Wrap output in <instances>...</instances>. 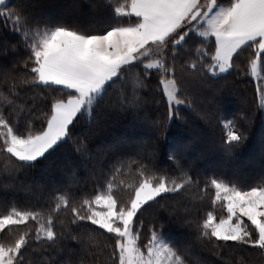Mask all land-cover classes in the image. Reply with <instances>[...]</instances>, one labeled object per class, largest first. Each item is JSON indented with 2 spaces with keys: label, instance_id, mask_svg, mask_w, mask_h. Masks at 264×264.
I'll return each instance as SVG.
<instances>
[{
  "label": "snow or ice",
  "instance_id": "snow-or-ice-1",
  "mask_svg": "<svg viewBox=\"0 0 264 264\" xmlns=\"http://www.w3.org/2000/svg\"><path fill=\"white\" fill-rule=\"evenodd\" d=\"M86 3V13L69 3L56 16L35 0H0V24L16 38L0 31V264H73L70 241L79 264L264 258V132L254 177L200 162L232 161L264 111V0ZM241 84L253 86L251 99L240 92L232 118L220 117ZM188 110L224 134L209 141L185 123L187 135L169 144ZM125 117L137 138L94 143ZM60 157L66 179H32Z\"/></svg>",
  "mask_w": 264,
  "mask_h": 264
},
{
  "label": "trees",
  "instance_id": "trees-1",
  "mask_svg": "<svg viewBox=\"0 0 264 264\" xmlns=\"http://www.w3.org/2000/svg\"><path fill=\"white\" fill-rule=\"evenodd\" d=\"M9 7H14L16 4L19 3V0H8ZM35 3L39 7H44L46 9H49L50 7L57 6V5H65L69 3H77L81 6V9L86 13L88 11V5L86 3V0H59V1H52V0H35ZM37 10V9H36ZM38 12V11H37ZM62 13L57 12L55 15L58 16ZM0 31L5 32L10 39L13 40V43H15V36L9 29L5 28L3 24H0ZM2 60V58H0ZM223 83V82H221ZM252 85L251 84H241L237 87L234 94L228 99L225 100L223 108L219 112L220 117H228L229 119L232 118V114L236 112L237 108L239 107L238 104V97L240 92L246 91L249 99H251L252 96ZM193 92H195L196 85H192ZM202 107V106H201ZM251 108L252 106L249 105ZM159 115H163V108L161 106V111ZM185 115V121H178L176 125H172L168 129V136L169 140L168 143L171 144L173 140L177 137H183L187 135L183 131V128L185 127V123L187 124V127L194 130V131H200L202 128L205 129V136L209 141H218L219 138L224 134L222 126L218 124H213V126L208 127L204 124L203 120L200 119V117L197 115L196 112L192 110H188L184 113ZM264 132V111H256L254 115V122L249 129L248 132V140L247 142L242 145L238 150L236 157L230 161L225 162L220 160L219 157H210L208 159L202 158L201 163L207 164L209 160L211 163L220 168L221 170H226L228 172H231L233 168L238 169L242 174L247 175L249 178L254 177L259 171H260V139L261 134ZM140 130L136 127H134L131 123L130 117L121 118L116 124L112 125L109 129L104 131L94 143L100 144V145H108L109 143L113 142L114 139L119 137H129V138H137L139 136ZM259 142V147L255 148L253 147L254 143ZM163 143V142H162ZM194 155H199V151L194 153ZM205 157H207V153H205ZM62 161L63 158H55L51 162H45L41 165V167L36 170L33 173L32 179L37 182H47L49 179V172H53L55 175V178L57 180L63 181L66 179V176L61 172L62 167ZM171 162L168 161L166 156L160 157V167H167ZM80 179L86 181V186L88 190H91L92 183L91 180L86 176L85 171L83 167L81 166L80 170ZM84 185L79 184L78 182L73 184V188L76 187H83ZM9 198H11V193L9 194ZM17 199L23 200L25 199V194L20 193L17 196ZM207 199L204 201V206H207ZM5 207V202L3 200H0V211H3ZM171 233L174 236L180 235V230L176 227H172L170 229ZM72 248H77V251L73 252L71 254V260L73 264H79V261L81 257L84 255L83 252H81L78 249V246L75 244L74 241L69 242ZM201 257L206 260L211 261H218V257H215L212 255L211 252L208 251H202L200 253ZM58 259H66L68 258V254L66 252H62L57 257ZM91 259V257H88ZM249 259L252 261V264H264V258H261L257 253H253Z\"/></svg>",
  "mask_w": 264,
  "mask_h": 264
},
{
  "label": "rangeland",
  "instance_id": "rangeland-1",
  "mask_svg": "<svg viewBox=\"0 0 264 264\" xmlns=\"http://www.w3.org/2000/svg\"><path fill=\"white\" fill-rule=\"evenodd\" d=\"M52 1L54 2V1H59V0H52ZM63 6L64 5H57V6L50 7L49 9L37 6V11L42 14L55 15L58 11L59 12L63 11ZM253 147L255 148L259 147V142L254 143Z\"/></svg>",
  "mask_w": 264,
  "mask_h": 264
}]
</instances>
